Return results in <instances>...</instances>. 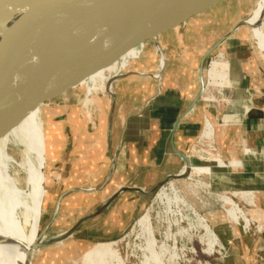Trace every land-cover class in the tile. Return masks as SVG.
<instances>
[{"label":"crops","instance_id":"0c3cea01","mask_svg":"<svg viewBox=\"0 0 264 264\" xmlns=\"http://www.w3.org/2000/svg\"><path fill=\"white\" fill-rule=\"evenodd\" d=\"M235 1L239 6L243 0ZM230 10L227 5L221 15L226 22L232 19ZM250 10L238 12V21H230L226 35L212 47L201 36L197 40L202 26L193 21L162 36L158 46L141 51L122 73L117 72L113 92L104 98L103 122L92 126V122L73 118L59 125V136L47 127L39 144L41 163L45 167L46 162L54 173L59 147V167L65 178L55 207L62 197L58 213L66 208L81 210L68 230H75L73 237L96 245L129 232L148 209L147 199L182 172L185 156L191 160L208 119L219 156L227 163L226 168L214 169L211 188L218 193H238L234 197L237 204L262 226L260 233L245 234L226 214L217 218L215 227L209 221L218 240L229 247V257L221 264H264V56L254 42L234 36L242 29L251 32L249 27L232 32ZM224 45L229 60L226 100L212 106L199 99L201 68L205 57ZM91 128L97 130L94 135L85 132ZM93 154L97 159L89 160ZM53 178L50 187L45 179V195L48 188L51 203L58 181Z\"/></svg>","mask_w":264,"mask_h":264},{"label":"water","instance_id":"95a60500","mask_svg":"<svg viewBox=\"0 0 264 264\" xmlns=\"http://www.w3.org/2000/svg\"><path fill=\"white\" fill-rule=\"evenodd\" d=\"M38 1L0 0V18L13 13L3 11L13 3L23 7ZM226 1L115 0L110 3V0H56L65 22L63 30L45 44L27 52L13 49L8 58L0 52V136L16 127L33 110L42 112L69 92L87 87L84 83L91 77L121 64L131 52L158 46L162 36L187 26ZM34 17L35 12H32L29 30L16 42L17 46L31 40L35 31ZM243 26L250 28L246 19L232 32ZM258 29L264 34V11ZM232 32L222 42L228 40ZM253 41L264 56L262 39L255 34ZM202 75L203 67L199 99H203L205 94ZM184 158L190 168V159ZM61 200L62 197L57 201L53 214L47 217L44 231L39 236L42 240L34 248L30 264H34L36 255L43 248L61 244L77 235L75 230H70L48 240V231L58 214ZM50 206L47 195L41 222Z\"/></svg>","mask_w":264,"mask_h":264},{"label":"bare ground","instance_id":"6f19581e","mask_svg":"<svg viewBox=\"0 0 264 264\" xmlns=\"http://www.w3.org/2000/svg\"><path fill=\"white\" fill-rule=\"evenodd\" d=\"M110 1V3H113L112 1L115 0ZM3 11L13 12L0 18V52L2 51L7 58L11 50L16 49L18 52L23 53L30 49L38 48L64 29L65 22L56 0H39L34 4L23 5V7L13 3L11 6L4 8ZM263 11L264 0H255L251 15L246 18L250 28L262 39H264V34H261L258 26ZM32 12H35V31L33 36L30 41L17 46L16 42L24 38L29 30L31 21L29 16ZM217 65L219 64H213L211 73L218 80L221 75ZM108 70H111L112 75L107 82L108 86L106 85V87L108 89L106 90L113 92L112 85L117 79L115 74L118 70V65L116 64ZM95 78L93 79V83H95L93 91L97 90ZM32 112L16 127L0 136V239L2 240L0 264H30L32 252L42 240L39 237V230L45 196V167L41 163L37 146L35 152L36 142L34 139ZM213 128L211 123L206 124L203 140H209L212 137ZM43 158L45 162V156ZM210 161L219 168H226V164L220 162L217 157H210ZM192 168L194 167L189 168L186 165L188 170L186 173L189 176L195 175L193 174L194 172L191 173ZM195 173L207 174L198 171H195ZM211 173L209 172V175ZM173 177L177 178L178 176ZM198 187L200 189L207 188L201 183L195 186V188ZM161 190L158 195V203L161 206V210L157 215V222L167 226L164 233V241L162 243L158 242L152 228L151 216L149 213L144 214L136 223L140 229V234H137L138 239H141L142 242L139 241L142 244L139 246V250L143 260L140 264H176V260L179 259L177 248L171 247L169 243L171 242L170 240H175V236L172 234L174 228L178 229L183 223L188 224L189 229H179L176 236L182 237L186 235L187 237L189 231L195 229L198 233H202L199 239L206 246V253H211L218 244V238L207 220L200 215L199 211L184 195L176 190L174 184L170 183L168 189L162 188ZM242 194L240 195L242 196ZM231 196L236 198L238 193H234ZM220 200L228 207V215L237 221L240 212L233 199L228 196H222ZM38 208L39 212H37ZM243 217L245 222H248L246 216ZM123 256L118 250L117 242L101 243L83 256L81 264H126Z\"/></svg>","mask_w":264,"mask_h":264},{"label":"rangeland","instance_id":"374dc122","mask_svg":"<svg viewBox=\"0 0 264 264\" xmlns=\"http://www.w3.org/2000/svg\"><path fill=\"white\" fill-rule=\"evenodd\" d=\"M227 1H226L227 3L223 2L220 5L213 8L208 13L193 20L197 22L195 24H199L202 26L200 30L201 34L200 33H198L199 35L195 34L197 36V40H199L198 36H201L202 39L205 38V44L207 47H212L216 45L220 41V39L226 35L227 31L231 27L230 21L233 20L232 23L233 22L235 23L238 21L239 19L238 12L248 11L249 9H251L250 14H249L250 16L252 13L251 11L255 6V0H243L241 5L239 6L237 4V1L235 0H227ZM227 5L228 7L231 8V10L229 11L231 17L229 18H232V19H229L230 20L229 22H226L225 17L221 16L225 12V7H227ZM249 16L247 18H249ZM250 30L251 32L249 30L242 29L239 31V33H237L234 36H239V37L244 36L246 40L248 39L250 43H253L254 42L253 36L255 35L254 33L255 31L251 28ZM262 42H264V39H262ZM225 45L224 47H221L220 49H217L209 53L204 62L205 64L203 68L204 70L203 74H204L205 94H204L203 99H205L204 103H208L206 101L207 98L212 97L213 98L212 101L208 103L212 106H215L217 103H220L223 100H226L224 96V90H222V93L220 90L221 88L225 87V81H227L228 79L227 73H228L229 60H228V55L225 52ZM140 54H141V51H133L129 55H127L122 60L121 64H119L117 72L122 73V71L128 66V63L130 61H133V58L135 56L139 57ZM214 63L219 64L217 65L218 66L217 69L219 70L221 77L218 80L215 78V75L211 73V71L213 70L212 66ZM120 66L122 67L121 69H120ZM110 71L111 70L107 69L106 72L105 70L99 72L98 73L99 75L96 74L97 76L95 75L91 77L87 82L84 83L87 87H81L78 90L69 92L66 96L61 97L60 99H57L56 101H54L49 107L44 108L42 112H40V109L33 110L32 112L33 113V128H34L33 130L35 134L33 135H34V139L36 142L35 152H36V146L39 150V144L41 143L40 140L42 139V142H43L45 138L44 136L46 134L47 127L48 128L50 126L53 127V130L56 132V135L59 136V127L62 126V124L63 126L68 124V121L73 120V118H77V120L80 122H92L94 123V125L91 123L92 126H95L97 121L103 122L106 119V113H104L103 105L105 104L104 98L108 97L109 95L108 91L106 90L108 89L106 85L112 75ZM94 78L96 79L95 87L97 88V90L95 91H93L94 84H95L93 83ZM112 86H113L112 88H114V83ZM209 88L212 91H209L208 90ZM40 121L44 129L40 126L41 125ZM93 130L94 128H91L90 130L86 129L85 132L88 133L89 131L90 134L94 135L95 133H93ZM94 131H97V130H94ZM100 133L98 135H101ZM45 148H46V144H45ZM200 149H201V145L198 142L195 144L193 148V152L191 154V160H190L192 164L191 167H194L192 168L191 173L194 172L193 174L195 175L189 176L186 173L188 170L186 169V164H185V167L183 168L181 174L177 175L178 176L177 178L173 177L172 178L173 180L166 181L146 201L148 209L145 210V212L142 214V216H140V218H142L144 214L145 215L147 213L150 214L151 219H152V228H153L154 234L156 235V238L159 243H162L164 241V233L166 231L167 226L163 223L160 224L157 222V215L159 214L161 210V206L158 203V195L162 191L161 190L162 188L168 189L170 186V183L174 184V187L176 188V190L179 191L182 195H184L187 198V200L196 208V210L199 211L200 215L204 219L207 220L210 227L211 225L209 221L211 222L212 227H215L217 225L216 224L217 218L221 214L225 216V213L223 211L224 204L220 200L216 199V197H214L215 194L228 196L232 198L235 203H237V201H235V198L232 197L231 194L226 193V192L218 193V192L213 191V189L211 188L209 179L211 177V174H213L214 169H217V166L215 163L213 164L210 162H206L205 160L204 161L201 160L202 155L199 152ZM46 157H47V151L45 152V158ZM94 158L97 159V157H95L93 154L89 157V160L91 159L94 160ZM53 165H54V169H53L54 173L53 172L51 173L49 167H47V163L45 162L44 177L45 179H48V183L47 184L45 183V184L46 185L50 184L49 187L51 186V183H53L51 181L54 180L53 175H55V179L58 181L54 183V188H55V191L53 190L55 192V195L53 192L54 201L53 203H51V206L48 212L46 211L47 213L44 214L43 220L40 223L41 224L40 235L44 231L47 217L53 214L55 210V202L57 198L59 197V187L61 186V183L63 179L65 178V176L63 175V172H64L63 169L59 167V147H58V152L56 154ZM195 171L204 172L207 174L201 175L200 173H195ZM209 172H212V173L209 175ZM75 178H78V177H75ZM39 182H40V178H39ZM200 183L207 186V188H201V189L199 187L195 188V186L199 185ZM208 187H210V189ZM47 195H48V191L46 192L45 197ZM44 203H45V198L43 200L42 214L44 210ZM68 204H71V202H68ZM240 207H243V206H240ZM226 209H227V206H226ZM37 212H39V208ZM80 215H81V210H72L70 208L63 209L60 213H58V215L56 216L53 224L51 225L48 231V240L56 238L59 235L71 229L78 221V218ZM241 218L244 219L243 216H241ZM41 219H42V215H41ZM136 223L132 226L129 232H127L125 235L121 236L119 239L111 241V242L118 243V250L120 251L122 256L124 255L123 257L126 260V264H140L143 261L142 254L140 253L141 251L139 250V246L142 245L140 244L141 239L140 240L138 239V235L140 234L139 233L140 229L139 227H137ZM218 226H221V225H218ZM238 227L242 230L243 223H241V225ZM179 229L188 230L189 226L188 224L183 223L182 225H180L178 229L174 228L172 232L173 236H175V240L174 239L170 240L171 242L169 243V245L171 244L170 245L171 247L177 248L176 249L177 256L179 259L176 260L177 262L176 264H198V261H201L202 264H204L205 262H207L208 264H221V262H223L219 259L217 254L214 256L210 254L208 255L204 254L203 251H206V246L204 245V243H201L199 239L202 233L200 234L195 229H193V231L191 229L187 237L186 235L180 237V236H176V233ZM215 233L217 234L216 231ZM135 235L137 236V239ZM111 242H108V243H111ZM218 243L220 244L221 241L219 240ZM98 244H101V243H98ZM98 244L95 245L89 242H81L79 238L71 237L61 244L52 245V246L43 248L36 255L34 259V264H81V260L83 256L88 251H90L95 246H97ZM120 245L122 246L120 247ZM222 245H224L225 247H228V244L223 243ZM1 249H2V240L0 239V250ZM217 251H218V247L215 249V252ZM194 252H196V255L194 254Z\"/></svg>","mask_w":264,"mask_h":264},{"label":"built area","instance_id":"2783aa9c","mask_svg":"<svg viewBox=\"0 0 264 264\" xmlns=\"http://www.w3.org/2000/svg\"><path fill=\"white\" fill-rule=\"evenodd\" d=\"M160 54V53H159ZM208 86V84H207ZM221 88V87H220ZM207 90V89H206ZM209 91H212L210 88L208 89ZM222 90H224V87L221 88V93H222ZM220 93V94H221ZM212 97H208L207 98V102L210 103L212 101ZM207 123H210V121L208 119L205 120V127H206V124ZM205 129V128H204ZM204 133V132H203ZM199 143L201 145V149H200V154L202 155V159L201 160H205L206 162H210V157H217V159L220 161V162H223L224 164H226L227 166V163L219 156V153L215 147V144H214V140H213V134H212V137L209 139V140H203V134L199 140ZM245 153L246 154H249L251 153V150L250 149H245ZM214 164V163H213ZM181 174V173H180ZM210 189V187H208ZM209 194V193H208ZM229 194H234V193H229ZM242 194V193H241ZM244 196L246 197L247 194L243 193ZM242 194V195H243ZM211 195V194H210ZM226 195V194H225ZM214 196V195H213ZM224 196V195H220V194H215L214 197H216V199L220 200L221 197ZM221 201V200H220ZM246 204H248V206L251 205L250 201H246L244 200ZM222 202V201H221ZM223 203V202H222ZM224 204V203H223ZM236 207L238 209V211L240 212L239 216H238V219L237 221L233 220L229 215H228V212H227V209H226V206L224 204L223 206V211L225 212V214L227 215V217L237 226H240L241 223H243V227H242V231L245 233V234H255V233H260L262 232V226H260L259 224H256L255 221L250 217L249 213H248V209L245 208V207H240L239 204L236 203ZM228 208V207H227ZM241 216H246V218L248 219V222H245V220L243 218H241ZM219 242V240H218ZM218 247V251L215 252V249ZM216 248L211 252V253H206V251H203L204 254L208 255H216L219 257V259L221 261H224L225 259H227L229 257V247H225L224 245H222L221 243L217 244ZM207 250V248H206ZM194 254L196 255V252H194ZM198 264H202L201 261H198ZM204 264H208L207 262H205Z\"/></svg>","mask_w":264,"mask_h":264},{"label":"flooded vegetation","instance_id":"af4514ba","mask_svg":"<svg viewBox=\"0 0 264 264\" xmlns=\"http://www.w3.org/2000/svg\"><path fill=\"white\" fill-rule=\"evenodd\" d=\"M164 70H165V69H164ZM164 70H163V71H164Z\"/></svg>","mask_w":264,"mask_h":264}]
</instances>
